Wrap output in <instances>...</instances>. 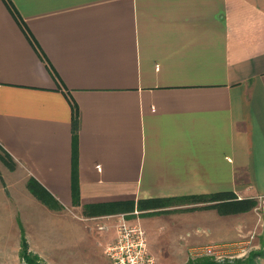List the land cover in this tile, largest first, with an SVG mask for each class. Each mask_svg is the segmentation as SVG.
<instances>
[{
	"label": "crops",
	"instance_id": "obj_1",
	"mask_svg": "<svg viewBox=\"0 0 264 264\" xmlns=\"http://www.w3.org/2000/svg\"><path fill=\"white\" fill-rule=\"evenodd\" d=\"M10 1L35 44L0 0V146L83 225L86 252L115 239L122 214L87 217L86 203L264 197V0ZM185 207L127 213L155 264L244 230L227 222L242 213ZM69 229L43 230L53 247L34 248L47 264H69Z\"/></svg>",
	"mask_w": 264,
	"mask_h": 264
},
{
	"label": "rangeland",
	"instance_id": "obj_2",
	"mask_svg": "<svg viewBox=\"0 0 264 264\" xmlns=\"http://www.w3.org/2000/svg\"><path fill=\"white\" fill-rule=\"evenodd\" d=\"M0 176V264H24L19 256L23 236L28 242L31 252L37 255L34 248L36 243L43 242L48 247H53L50 239L43 240L42 235L43 230L49 233L50 227L53 228L55 225L70 228L67 232L62 233L65 238L62 240L63 247L70 253L67 258L69 264H111L102 245L95 243L98 253L95 257L83 249L82 239L86 234L82 229L83 225L79 226L81 223L78 220L72 219L68 214L67 217L58 215L56 211L48 208L31 194L26 186L29 177L24 183L19 172L7 169L1 161ZM254 200L255 205L250 210L227 217L228 226L232 219L235 230L239 223L244 228L233 242L218 243L202 249L176 250L169 248L167 251H174L175 254L168 257V262L176 264L181 259L183 261L186 259V262L188 259L200 255H209L219 261L244 258L251 259L253 264H264V197H254ZM224 221L226 220L223 219ZM84 230L86 231V229ZM89 232L86 231L87 234L95 237L99 231L89 230ZM90 240L94 244L93 240ZM156 251L159 250H154V252ZM150 252L152 254L151 250ZM39 258L44 260L43 257L39 256Z\"/></svg>",
	"mask_w": 264,
	"mask_h": 264
},
{
	"label": "trees",
	"instance_id": "obj_3",
	"mask_svg": "<svg viewBox=\"0 0 264 264\" xmlns=\"http://www.w3.org/2000/svg\"><path fill=\"white\" fill-rule=\"evenodd\" d=\"M7 8L13 14L19 26L23 29L29 41L35 44L33 38L24 26L23 20L18 12L15 10L10 0H3ZM35 49L37 50L36 46ZM52 71V70H51ZM71 126L73 130V178H72V196L73 201L77 202L78 188L76 184L75 169H76V154L74 153V143L76 140L75 133L78 126V114L76 106L72 105ZM0 161L9 170L15 169L16 163L11 155L0 146ZM1 178V176H0ZM26 186L33 196H35L41 203L48 208L57 210L62 208V204L57 198L47 190L36 178L30 176L26 181ZM177 205H186L187 207L181 209H196V208H212L221 215L240 213L250 210L255 205V200L252 197L239 198L231 191H217L211 193L188 194L183 196H169V197H150L141 198L138 200L121 199L111 201H101L86 203L82 205V214L84 216H98L115 213H132L138 210L140 213L150 214L169 210V207ZM19 256L24 264H46L37 254L32 253L29 249L28 242L25 237L21 238ZM184 264H253L251 259L237 258L234 260L225 259L219 261L209 255H200L195 258L188 259Z\"/></svg>",
	"mask_w": 264,
	"mask_h": 264
},
{
	"label": "built area",
	"instance_id": "obj_4",
	"mask_svg": "<svg viewBox=\"0 0 264 264\" xmlns=\"http://www.w3.org/2000/svg\"><path fill=\"white\" fill-rule=\"evenodd\" d=\"M122 213L116 224L115 239L105 246L111 264H155L149 252L146 233L139 222H131Z\"/></svg>",
	"mask_w": 264,
	"mask_h": 264
}]
</instances>
